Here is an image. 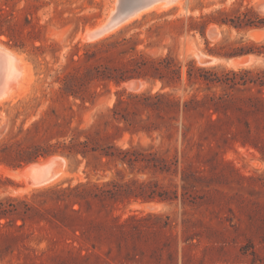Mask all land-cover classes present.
Segmentation results:
<instances>
[{"label":"rangeland","instance_id":"374dc122","mask_svg":"<svg viewBox=\"0 0 264 264\" xmlns=\"http://www.w3.org/2000/svg\"><path fill=\"white\" fill-rule=\"evenodd\" d=\"M46 1L50 3L34 14V19L45 25L40 40H27L21 48L5 34L0 35L1 42L23 54L31 73L26 92L0 104V145L29 149L63 140L73 129L91 128L103 119L115 123L111 111L117 90L123 88L130 92L169 90L182 98L197 91V86L161 89L160 80L141 79L143 84L137 90L126 82L118 86L110 82L96 88L103 94L93 103L81 105L79 99L60 93L57 80L76 43H80V52L84 43H137V50L152 58L170 52L183 64L195 60L198 65L219 70L250 69L264 81V53L226 57L209 51L215 47L225 51L251 41L264 45V26L238 29L210 23L205 36L189 28L190 17L199 19L217 10H226L231 16L249 10V14L264 17L263 0H183L181 9L147 13L95 41H84L82 36L108 15L114 0ZM24 4V0L19 3ZM211 27L216 28L217 35L210 34ZM38 45L44 49H37ZM198 54L210 61L202 62ZM251 55L254 60L236 63V58ZM232 59L236 66L230 63ZM205 91L223 94L224 98L217 112L212 110L211 117L200 120L199 124H208L209 118L217 120L207 127L204 138L195 134L190 144L177 143L181 159L187 148V181L182 179V162L178 172L171 173L111 164V168L89 174L92 180L104 181L116 177L117 169H121L125 180H152L158 183L159 191L177 190V199L132 198L96 204L92 218L97 229L84 225L83 234L43 220L29 222L24 228L29 236L21 238L11 252H4L0 264H264V86L249 82L235 87L217 85ZM113 141L124 148L154 145L164 149L163 153L170 146L158 131L149 134L123 129ZM51 155L63 157L65 173L58 182L42 188L86 180V160L81 155L68 158L57 152L37 161ZM5 167L23 168L0 164V174L13 180L0 184V196L31 198L34 191L42 189L25 190V179L6 174Z\"/></svg>","mask_w":264,"mask_h":264},{"label":"trees","instance_id":"16d2710c","mask_svg":"<svg viewBox=\"0 0 264 264\" xmlns=\"http://www.w3.org/2000/svg\"><path fill=\"white\" fill-rule=\"evenodd\" d=\"M21 1H0V35L5 34L14 46L25 48L27 40L33 42L42 38L45 25L34 19V14L50 2L24 0L25 4L20 6ZM249 12L247 10L234 13L232 16L226 10L208 12L202 14L199 19L190 17L189 28L198 29L201 35L205 36L210 23L229 24L238 29L264 26V17ZM83 17L89 20L87 16ZM50 46L54 47L53 44ZM136 46L137 43L103 40L84 43V50L80 52V43H76L67 55L63 74L57 76V80L60 81V93L66 98L79 99L80 104L84 105L87 102L93 103L97 96L103 94V91L96 89L101 84L106 86L113 82L118 86L132 78L160 80L161 89H179L184 86L187 90L188 87L197 86V91L182 98L169 90H158L153 93L150 90L130 92L123 88L117 90V98L111 111L115 123L103 119L101 123L97 122L91 128L73 129L63 140L47 145H34L29 149L14 148L8 144L0 145V164L9 168H20L58 152L68 158L81 155L86 160L87 174L86 180H80L75 184H59L38 189L32 193L31 198L27 195L0 196V257L4 252H11L21 238L29 236L28 230H24L29 222L43 220L64 230L73 233L79 230L83 234L84 225L88 224L97 229L95 228L97 223L92 218L96 204L105 203L107 200L125 202L132 198H141L144 201L156 198L177 199V190L159 191L158 183L152 180L140 181L135 178L125 180L121 169H117L116 177L104 181L92 180L89 174L91 171L111 168V164H121L131 170L138 168L143 171L171 173L178 172L182 162V179L187 181L188 162L185 157L187 148L183 149L181 159L177 143L181 140L183 144L188 145L195 134L201 139L204 138L207 127L217 120L209 118L208 124L199 122L201 119L211 117L212 112H217L220 100L224 98L223 94L205 90L217 85L235 87L240 83L249 82H258L264 86L259 74L250 69L219 70L216 66L198 65L195 60L183 64L170 52L152 58L137 50ZM35 47L39 50L44 49L43 45ZM209 51L226 57L248 53L261 54L264 53V45L251 41L249 44L225 51L216 47L209 48ZM123 129L132 133L145 131L149 134L158 131L162 138L168 139L170 146L165 149V153L164 149L154 145L121 147L115 144L113 139ZM172 148L174 153H168ZM197 156H200L199 153ZM12 182L9 176L0 174V184Z\"/></svg>","mask_w":264,"mask_h":264},{"label":"water","instance_id":"95a60500","mask_svg":"<svg viewBox=\"0 0 264 264\" xmlns=\"http://www.w3.org/2000/svg\"><path fill=\"white\" fill-rule=\"evenodd\" d=\"M178 1L179 0H114V5L111 7L108 15L96 25L89 27V30L86 29L84 36L89 41H93L112 31L141 11L156 5L163 7L174 5ZM261 7L264 10V0L261 3ZM209 32L212 36L217 35L215 27H211ZM198 56L204 63L210 61L202 55L198 54ZM10 67L12 69H10ZM4 70L7 72L6 75L2 74ZM22 72L23 69L20 58L0 49V95L9 93L18 87ZM126 84H128L127 86L129 88L137 90L142 86L143 82L140 78H132L127 80ZM57 157L56 155H51L45 158H50L49 161L41 164H36L39 163V161L30 162L23 166L22 169H25L26 176L35 184L44 183L54 175V169L57 167V164L59 162L63 163V157Z\"/></svg>","mask_w":264,"mask_h":264},{"label":"bare ground","instance_id":"6f19581e","mask_svg":"<svg viewBox=\"0 0 264 264\" xmlns=\"http://www.w3.org/2000/svg\"><path fill=\"white\" fill-rule=\"evenodd\" d=\"M182 5H183V0H179L174 5H170V6H166V7L156 5L154 7L146 9L144 11H141L140 13H138L137 15H135L134 17H132L128 21L122 23L121 25H119L118 27L113 29L112 31L104 34L103 36H101L100 38L95 39V40H99V39H102V38H104V37H106L108 35H111L112 33L118 31L119 29H121L125 25L129 24L133 20H135L137 18H140V17H142L143 15H145L147 13H151V12H154V11H167V10H170L172 8H175V7H178L179 9H181ZM87 29L89 30V28H87ZM82 39L84 41H89L85 36H82ZM95 40H93V41H95ZM0 49L4 50L7 53H10L12 55H15V56L19 57L20 58V62L22 63V69H23L22 76H21V79H20L18 87L16 89L10 91L9 93L0 95V104H2L4 102H6V101L14 100L17 97L21 96L22 93H24L25 89L27 88V82H29L28 80L30 78V74L31 73H30V69H29L30 67L27 64V61L25 60L23 54H20L15 49H11L9 46H7L5 43H3L1 41H0ZM217 59L218 58H216L215 61L219 60V59L218 60ZM235 60H236L237 64H245L249 60H254V56L253 55H251V56H243V57H240V58H236ZM232 62L234 63V59H232L230 61V63L232 65H234ZM234 66H236V65H234ZM10 69H12V68L10 67ZM2 74L6 75L7 72L4 70ZM49 160H50V158L42 159V160L39 161V163H36V164H41V163L47 162ZM4 171H5L6 174H8V175H10L12 177L21 178L23 180L25 179V188L24 189L27 190V189H34V188H42V187L49 186L51 184H54V183L58 182L62 178L64 173H65V166L63 165V163L59 162L57 164V167L54 169V175L51 178H49L47 181H45L44 183H38V184H35L34 182H32L31 180L28 179V176H26V174H25V169L9 170V169H7L5 167Z\"/></svg>","mask_w":264,"mask_h":264}]
</instances>
